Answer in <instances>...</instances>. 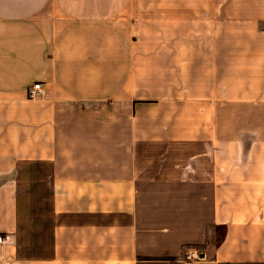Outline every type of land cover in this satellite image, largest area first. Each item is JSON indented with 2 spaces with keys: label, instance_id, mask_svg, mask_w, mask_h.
Returning a JSON list of instances; mask_svg holds the SVG:
<instances>
[{
  "label": "crops",
  "instance_id": "obj_1",
  "mask_svg": "<svg viewBox=\"0 0 264 264\" xmlns=\"http://www.w3.org/2000/svg\"><path fill=\"white\" fill-rule=\"evenodd\" d=\"M0 234V264H264V0H0Z\"/></svg>",
  "mask_w": 264,
  "mask_h": 264
},
{
  "label": "built area",
  "instance_id": "obj_2",
  "mask_svg": "<svg viewBox=\"0 0 264 264\" xmlns=\"http://www.w3.org/2000/svg\"><path fill=\"white\" fill-rule=\"evenodd\" d=\"M46 95V90L43 88L42 84L40 82L35 83L31 88L28 90V96L29 98L35 99L39 97H44ZM11 242V236L0 234V243L6 244ZM194 257V254L191 252H186L185 258L186 259H192Z\"/></svg>",
  "mask_w": 264,
  "mask_h": 264
},
{
  "label": "trees",
  "instance_id": "obj_3",
  "mask_svg": "<svg viewBox=\"0 0 264 264\" xmlns=\"http://www.w3.org/2000/svg\"><path fill=\"white\" fill-rule=\"evenodd\" d=\"M196 247H198V248H203V246H196ZM172 264H179V263H172Z\"/></svg>",
  "mask_w": 264,
  "mask_h": 264
},
{
  "label": "water",
  "instance_id": "obj_4",
  "mask_svg": "<svg viewBox=\"0 0 264 264\" xmlns=\"http://www.w3.org/2000/svg\"><path fill=\"white\" fill-rule=\"evenodd\" d=\"M200 257H204V254L202 253V254H200Z\"/></svg>",
  "mask_w": 264,
  "mask_h": 264
},
{
  "label": "rangeland",
  "instance_id": "obj_5",
  "mask_svg": "<svg viewBox=\"0 0 264 264\" xmlns=\"http://www.w3.org/2000/svg\"><path fill=\"white\" fill-rule=\"evenodd\" d=\"M219 232H220V234H222V230H220Z\"/></svg>",
  "mask_w": 264,
  "mask_h": 264
}]
</instances>
